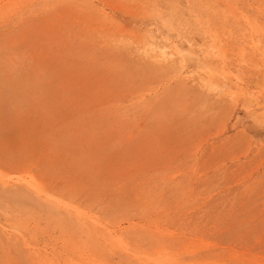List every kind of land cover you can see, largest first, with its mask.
Returning a JSON list of instances; mask_svg holds the SVG:
<instances>
[{"label": "rangeland", "instance_id": "obj_1", "mask_svg": "<svg viewBox=\"0 0 264 264\" xmlns=\"http://www.w3.org/2000/svg\"><path fill=\"white\" fill-rule=\"evenodd\" d=\"M53 262L264 264V0H0V264Z\"/></svg>", "mask_w": 264, "mask_h": 264}, {"label": "bare ground", "instance_id": "obj_2", "mask_svg": "<svg viewBox=\"0 0 264 264\" xmlns=\"http://www.w3.org/2000/svg\"><path fill=\"white\" fill-rule=\"evenodd\" d=\"M149 34V33H148ZM150 36L152 37V39H153V42H151L150 44H149V46L150 47H153V48H174L175 50H176V54L175 55H178L179 56V58H180V61L183 63V61L181 60V54L180 53H178V50L176 49V48H178L176 45H174L171 41H165V39L164 38H159V37H155L154 36V34H153V32H150ZM150 37V38H151ZM157 41H159L160 43H162L163 45H164V47H156V46H154V44H156V43H159V42H157ZM153 43V44H152ZM180 51V50H179ZM183 53V52H182ZM181 55V56H180ZM226 79V78H225ZM228 80H229V78H228ZM231 81V80H230ZM226 82H229V81H226ZM228 84V83H227ZM239 84V83H238ZM228 86V85H227ZM234 86V85H233ZM231 91V90H230ZM243 92V91H242ZM237 94V93H236ZM241 94V93H240ZM230 95V94H229ZM234 95V94H233ZM237 96V95H236ZM33 177V176H32ZM36 181V180H35ZM24 182H25V180H24ZM27 182H29V181H27ZM30 183V182H29ZM28 183V186H30V184ZM27 184V183H26ZM36 184V183H35ZM39 184V183H38ZM41 186V185H40ZM32 189H33V187H32ZM40 189V188H39ZM38 189V190H39ZM36 190V189H35ZM37 190V192H39ZM40 193V192H39ZM46 196V195H45ZM53 197V196H52ZM49 199H52V198H49ZM56 199V198H55ZM54 200V199H53ZM57 202H58V200H56ZM60 204H61V202H60ZM62 205V204H61ZM73 208H75V207H73ZM77 209V208H76ZM83 211V210H82ZM77 212V211H76ZM85 211H83V213H84ZM77 214H78V212H77ZM81 213H79V215H80ZM83 215V214H82ZM75 216V215H74ZM88 217V216H87ZM77 219H78V217H77ZM87 223V222H86ZM82 224H83V222H82ZM84 225V224H83ZM88 225V224H87ZM117 240V239H116ZM122 240V239H121ZM119 241V240H118ZM119 243V242H118ZM123 246H125V245H123ZM166 257V256H165ZM46 259V258H45ZM43 260V259H42ZM41 260V261H42ZM93 260V259H92ZM88 261V260H87ZM43 262H45V261H43ZM91 263V262H90ZM52 264H56L55 262H53ZM74 264H81V263H77V262H75Z\"/></svg>", "mask_w": 264, "mask_h": 264}]
</instances>
